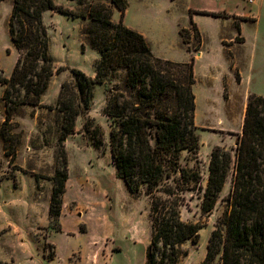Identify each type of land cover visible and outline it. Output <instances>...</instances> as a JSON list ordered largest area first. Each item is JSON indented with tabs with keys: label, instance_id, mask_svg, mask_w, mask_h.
I'll return each mask as SVG.
<instances>
[{
	"label": "rangeland",
	"instance_id": "1",
	"mask_svg": "<svg viewBox=\"0 0 264 264\" xmlns=\"http://www.w3.org/2000/svg\"><path fill=\"white\" fill-rule=\"evenodd\" d=\"M127 2L125 22L148 37L151 49L158 57L181 60L187 57V49L192 54L199 49L204 53L197 64V72L206 76L196 83L193 91L196 96L194 117L199 124L196 133L200 142L197 157L201 179L196 186L181 193L184 199L179 207L183 221L202 224L197 237L181 245L183 255L179 264H201L210 233L227 212L226 196L233 179L231 166L213 209L208 215L203 214L200 197L207 183L210 151L220 139L227 142L236 138L229 131H214L212 125L223 117L233 122L236 131L247 96L255 93L264 97V0ZM10 5L6 0L0 5V68L5 76L10 75L16 59L7 30ZM70 9L79 7L75 3ZM192 10L220 14L218 17L198 12L192 14L199 39L189 24ZM114 13L113 20L116 21L119 11L114 9ZM43 22L50 39L54 74L42 100L44 105H54L60 84L71 80V68L93 76V63L98 54L87 44L82 45L81 29L87 23L86 19L49 10L44 14ZM237 23L240 33L235 28ZM186 30L190 33L189 38ZM183 37L188 42H183ZM234 65L235 71L232 70ZM238 70L244 75V83ZM209 72L214 76L207 75ZM2 89L0 85V96ZM104 102V86L96 84L89 110L76 119L74 133L65 140L68 178L61 214L70 234L51 235L58 249V264H77L78 258L87 257L89 244L105 237L115 241L121 251L109 260L101 257L100 264H142L145 260L151 233L150 199L144 193V186L139 195H133L116 177L108 145L110 121L102 115ZM4 120L5 114L0 112V133L6 131L10 136L9 142H4L0 136V174L3 176L0 183V264H51L42 258L41 249L46 256L53 251L47 237L55 231V223L46 221L44 210L49 202L51 178L58 166L59 116L55 110L46 107L24 105L7 124ZM85 123L91 128L101 127L104 144L100 150L93 146L89 133L84 131ZM5 148H14L12 159L5 154ZM186 154L187 151L182 152L179 164L192 166L194 162H185Z\"/></svg>",
	"mask_w": 264,
	"mask_h": 264
},
{
	"label": "trees",
	"instance_id": "2",
	"mask_svg": "<svg viewBox=\"0 0 264 264\" xmlns=\"http://www.w3.org/2000/svg\"><path fill=\"white\" fill-rule=\"evenodd\" d=\"M1 1V0H0ZM73 10L55 0H13L7 19L9 38L18 52L9 76L0 68L1 99L7 124L24 105L46 107L59 116L56 163L49 196L47 218L60 230L62 197L68 165L65 140L75 131L76 119L88 111L96 84L104 86L102 115L109 119L108 145L116 177L133 195L144 193L150 199L151 233L144 264H179L181 245L194 239L202 224L180 218L181 193L201 179L198 162L199 136L194 123L195 83L191 56L177 62L156 56L139 31L125 25L127 0H72ZM119 19L113 20V11ZM86 19L81 29L83 43L98 54L94 74L88 76L71 68V80L63 81L54 105H44L41 97L54 74L50 39L43 22L45 11ZM220 16L214 11H190L189 24L199 39L192 14ZM235 28L240 33V24ZM181 29L178 33L181 34ZM188 34V30L185 31ZM188 42V39H182ZM200 42V40H199ZM93 146L103 147L99 125H83ZM97 135V138H95ZM4 142L8 133H0ZM14 157V148H5ZM188 164H179L181 154ZM233 179L226 196L227 212L211 231L201 264H264V97L247 96L241 133L235 140L234 158L230 151L214 145L210 151L207 183L202 189L200 209L208 215L213 209L227 174ZM3 176L0 174V183ZM35 181L37 177L34 176ZM52 247V245H51ZM53 248V247H52ZM54 251L47 257L52 259Z\"/></svg>",
	"mask_w": 264,
	"mask_h": 264
},
{
	"label": "crops",
	"instance_id": "3",
	"mask_svg": "<svg viewBox=\"0 0 264 264\" xmlns=\"http://www.w3.org/2000/svg\"><path fill=\"white\" fill-rule=\"evenodd\" d=\"M5 0H1L0 1V5H1V3L2 2H4ZM6 1H9L10 2V11H11V7H12V2H13V0H6ZM55 2L56 3H63L64 5H66L68 8H72L73 7V5H75V1H72V0H66V1H64V0H55ZM127 7H128V2H127ZM117 10V9H116ZM127 10V9H126ZM118 11V10H117ZM194 11H201V10H194ZM47 11H45L44 13H43V17H44V14L46 13ZM195 13H197V12H194L193 14H195ZM9 14H10V12H9ZM9 14H8V16H9ZM114 11H113V17H114ZM125 14H126V12H125ZM240 15V14H239ZM242 15V14H241ZM192 17H193V15H192ZM126 15L124 16V19H123V21H124V23H125V25H127L128 27H131V28H133V29H135V30H137L134 26H131V25H129V24H127L125 21H126ZM7 19H8V17H7ZM114 19V18H113ZM119 19V18H118ZM118 19H116V21L118 20ZM243 22V21H242ZM7 30H8V28H7ZM137 31H139V30H137ZM140 33H142L143 34V32L142 31H139ZM144 35V34H143ZM9 36V35H8ZM145 36V35H144ZM242 37V36H241ZM145 38L148 40V37L147 36H145ZM11 41V40H10ZM148 42H149V45H150V47H151V44H150V41L148 40ZM13 45V44H12ZM14 47V46H13ZM15 49V48H14ZM152 50V49H151ZM15 51H16V58H17V56H18V52H17V50L15 49ZM187 51L189 52V53H187V57H185V58H182L181 60H172V61H177V62H185V61H187V60H189V58L191 57V56H193L194 57V64H193V71H194V77H195V83H194V85H193V91H194V87L196 86V83L202 78V77H204V76H206V75H204V76H200L199 75V73L197 72V64H198V62H199V60L201 59V56L204 54L203 53V51L202 50H197L194 54H192L188 49H187ZM153 52V51H152ZM157 56V55H156ZM227 58V57H226ZM168 60H170V59H168ZM15 61H16V59H15ZM225 63H226V66L227 65H229V62H228V60H226L225 61ZM232 70H236V65H234L233 67H232ZM232 70L230 69V72L232 73ZM238 73H239V70H238ZM207 75H210V76H214V73L213 72H209V73H207ZM239 76H240V80H241V82L242 83H244L245 82V78H244V75L241 73H239ZM48 89V88H47ZM2 95V94H1ZM195 96V95H194ZM43 97H44V94H43V96L41 97V103L43 104ZM196 97V96H195ZM0 103H1V107H0V112H2V114L4 113L5 114V107H4V102H3V100L1 99V96H0ZM245 110V109H244ZM195 111H196V109H195ZM243 116H244V112H243V114H242V116L240 117V119H239V122H238V127H237V130L236 131H234L233 129V127L232 126H234V124H233V122H231V121H228V120H225L223 117H219L218 118V120H217V124H213L212 126V128L214 129V131H216V132H219V133H222V132H224V131H229V132H231V135H233L234 137H238L239 136V134L241 133V128H242V122H243ZM194 122H195V126H197V129L199 128V124H197V122L195 121V117H194ZM236 138H233V139H229L227 142H224V140H222V139H220L219 140V143L218 144H214V145H219V146H221V147H224L225 149H227L228 151H230V153L232 154V156H233V158H234V147H235V140H236ZM119 179V178H118ZM120 180V179H119ZM121 181V180H120ZM123 183V182H122ZM49 203V202H48ZM45 213H46V216H47V211H48V204L46 205V208H45ZM46 221H48V218L46 217ZM49 222V221H48ZM59 223H60V230L59 231H53V232H51V233H49L48 234V241L50 242L49 244H51L52 245V247H53V251H54V256H53V258L52 259H49L46 255H45V252H44V249H43V251H42V249H41V255H42V258H44V260H47L48 262H51V264H58V257H59V255H58V249H57V246H56V244L54 243V242H52V240H51V235L52 234H55V233H62V234H64L65 236H67V235H69L70 234V231H69V229H67V227H66V225H65V221L63 220V218H62V214H60V218H59ZM95 241V240H94ZM93 241V243H91V244H89V245H91V247L89 248L90 250L88 251V254H87V257L85 258V257H80V258H78V260L76 261L77 262V264H83L84 262L83 261H85V262H87V263H89V264H100V260H101V257L103 258V259H105V258H107L108 260L111 258V257H113L116 253H119L120 251H121V249L117 246V245H115V241H112V240H108L106 237L105 238H103V239H101V240H99V242H94ZM110 241V242H109ZM73 264H75L74 262H73ZM104 264H106V263H104ZM142 264H144V259H143V262H142Z\"/></svg>",
	"mask_w": 264,
	"mask_h": 264
},
{
	"label": "built area",
	"instance_id": "4",
	"mask_svg": "<svg viewBox=\"0 0 264 264\" xmlns=\"http://www.w3.org/2000/svg\"><path fill=\"white\" fill-rule=\"evenodd\" d=\"M248 2H252V0H247Z\"/></svg>",
	"mask_w": 264,
	"mask_h": 264
}]
</instances>
